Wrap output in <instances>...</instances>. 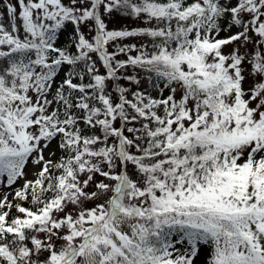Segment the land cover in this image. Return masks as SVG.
Returning <instances> with one entry per match:
<instances>
[{
  "label": "snow or ice",
  "instance_id": "obj_1",
  "mask_svg": "<svg viewBox=\"0 0 264 264\" xmlns=\"http://www.w3.org/2000/svg\"><path fill=\"white\" fill-rule=\"evenodd\" d=\"M0 264H264V0H0Z\"/></svg>",
  "mask_w": 264,
  "mask_h": 264
},
{
  "label": "rangeland",
  "instance_id": "obj_2",
  "mask_svg": "<svg viewBox=\"0 0 264 264\" xmlns=\"http://www.w3.org/2000/svg\"><path fill=\"white\" fill-rule=\"evenodd\" d=\"M5 23L7 21L5 20ZM137 21L132 20V19H118L113 21L109 27H135L137 25ZM229 49H225V51H228ZM28 173V177L31 179L32 178V167L31 164H29V167L26 169ZM20 183H23V181H20ZM2 191H9L8 189H3ZM11 198V197H10Z\"/></svg>",
  "mask_w": 264,
  "mask_h": 264
},
{
  "label": "trees",
  "instance_id": "obj_3",
  "mask_svg": "<svg viewBox=\"0 0 264 264\" xmlns=\"http://www.w3.org/2000/svg\"><path fill=\"white\" fill-rule=\"evenodd\" d=\"M25 206H28L27 204Z\"/></svg>",
  "mask_w": 264,
  "mask_h": 264
}]
</instances>
